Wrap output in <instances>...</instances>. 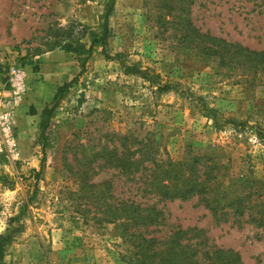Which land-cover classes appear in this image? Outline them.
Instances as JSON below:
<instances>
[{"label":"rangeland","instance_id":"1","mask_svg":"<svg viewBox=\"0 0 264 264\" xmlns=\"http://www.w3.org/2000/svg\"><path fill=\"white\" fill-rule=\"evenodd\" d=\"M169 1L13 0L15 16L29 22L32 34L10 41L29 91L17 110L19 154L0 161V236L12 233L0 264H133L118 222L107 220L103 194L93 197L98 190L87 187L111 183L104 195L111 193L116 204L129 198L157 203L118 168L126 148L135 159L147 152L174 161L215 156L222 166L215 188L238 198L251 193L245 180L264 183V65L235 66L229 57L205 55L196 34L264 51V6L260 0H194L192 26L178 31L157 24ZM111 6L106 53L102 44L90 50ZM186 29L191 42L184 44ZM65 43L79 51L57 47ZM51 52L52 61L36 58ZM127 68L172 87L160 92ZM53 107L43 138L42 114ZM262 194L246 201L252 213L264 209ZM157 208L162 221L150 236L195 229L188 236L193 242L232 249L243 264H264V228L247 223L250 211L217 219L197 198ZM19 226L23 231L15 232Z\"/></svg>","mask_w":264,"mask_h":264},{"label":"trees","instance_id":"2","mask_svg":"<svg viewBox=\"0 0 264 264\" xmlns=\"http://www.w3.org/2000/svg\"><path fill=\"white\" fill-rule=\"evenodd\" d=\"M175 0H172L174 2ZM261 6H264V0ZM172 2H166L162 13L157 16V24L176 26L181 31L186 26L191 27L189 21L190 7L194 0H177L179 7ZM112 11V6L105 15L103 32L99 37L92 41L90 50L95 44L103 45V52L106 53L105 46L109 36L108 18ZM171 17V20H168ZM184 22L187 24L185 25ZM182 42L190 43L187 29ZM203 41L197 49L205 55H217L220 57H229V61L235 66H246L250 64L264 65V51H253L237 43H230L226 40L212 37L207 34L196 33ZM205 43V45H204ZM57 47L66 53H77L79 48L71 43H65ZM83 47V46H81ZM222 60V58H221ZM127 73L132 75H141L152 85L158 83L157 77L149 78L147 71L142 72L138 69H128ZM160 92L171 89V85H159ZM66 87V86H65ZM59 89V93L64 88ZM58 93V94H59ZM55 107L43 111L41 122V135L44 138L51 124ZM150 145L144 144L141 150H148ZM139 150V152H141ZM151 151V150H149ZM137 153V152H136ZM147 152L145 158L135 159L128 148L124 149L121 164L118 166L120 171L127 177L133 178L132 181L140 183V189L143 193L153 195L158 199L157 203L146 205L133 201L130 198L116 204L115 197L110 193L104 195L107 191L111 192L112 184L104 182L101 184H86L88 189L93 192V197L103 194L105 214L108 222L117 223L120 229V237L132 249L133 264H243L239 253L232 249H210L203 243L193 242L192 237H188L195 229L177 230L165 238L150 236L157 230H151L161 225L163 212L157 208L161 202H188L197 198L198 204L205 207L215 218L234 216L238 218L245 217L247 211L249 216L247 223H253L259 228H264V209L252 213V207L246 204L250 202L251 195L257 197L263 196L262 190L264 183L255 180H245L243 186L250 189L249 196L238 198L233 194L221 192L215 188V184L220 178L222 166L219 165L215 156L190 155L182 161L167 159H158L156 154L150 156ZM149 161V165L147 162ZM44 170V164L41 167L39 175ZM147 173V174H146ZM230 211H232L230 213ZM226 221H229L225 218ZM22 232V226L14 230ZM12 233L0 236V262L3 261L6 247L11 242Z\"/></svg>","mask_w":264,"mask_h":264},{"label":"built area","instance_id":"3","mask_svg":"<svg viewBox=\"0 0 264 264\" xmlns=\"http://www.w3.org/2000/svg\"><path fill=\"white\" fill-rule=\"evenodd\" d=\"M27 72L16 57L0 59V161L19 154L17 110L28 94Z\"/></svg>","mask_w":264,"mask_h":264},{"label":"crops","instance_id":"4","mask_svg":"<svg viewBox=\"0 0 264 264\" xmlns=\"http://www.w3.org/2000/svg\"><path fill=\"white\" fill-rule=\"evenodd\" d=\"M4 3H6L7 6L6 11L3 9ZM14 6L13 0H0V59L3 56L15 57L16 53L13 52L15 47L10 41L16 43L19 42L18 40L28 39L32 34L29 22L15 16ZM8 30H10L11 35ZM24 30L25 33H21V31ZM52 55L55 54L51 52L38 55L36 58L40 61H52ZM40 99L41 98L37 96L36 101Z\"/></svg>","mask_w":264,"mask_h":264}]
</instances>
